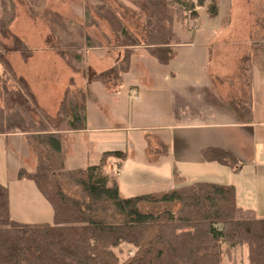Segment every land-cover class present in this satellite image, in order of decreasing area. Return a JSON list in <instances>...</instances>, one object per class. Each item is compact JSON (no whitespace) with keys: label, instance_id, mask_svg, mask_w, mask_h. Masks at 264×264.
Masks as SVG:
<instances>
[{"label":"trees","instance_id":"trees-1","mask_svg":"<svg viewBox=\"0 0 264 264\" xmlns=\"http://www.w3.org/2000/svg\"><path fill=\"white\" fill-rule=\"evenodd\" d=\"M143 1L148 10L146 39L128 45L122 68L114 65L95 75L94 80L107 85L105 77L109 73H116L117 69L121 75L127 72L137 45H143L159 62H169L177 55L170 46L174 36L173 15L182 10L185 19L196 15L197 7H205L210 17L218 12L217 0ZM0 2L3 11L0 37H12L8 49L0 40V88L4 95L0 104V134L24 135L36 156V168L27 171L21 167L16 178L32 180L53 210L52 222L13 220L9 214L8 188L0 183V264H223L231 252L243 248L247 264H264V218L258 217L254 209L238 205L231 184L197 181L162 192L125 197L119 192L115 175L105 169L111 157L123 161L126 157L123 151H106L97 164L84 168H66L64 132L84 128V105L71 99L67 108L62 102L55 117L39 105L27 81L14 73L5 56L8 51L31 55L33 50L10 33L9 26L16 15L13 2ZM28 5L33 16L41 8L39 0H29ZM96 9L113 30L125 33L114 9L105 3ZM54 27L51 29L58 44L51 48L60 56L62 45L75 50L87 41L81 28H72V32L68 27ZM251 59L249 54L241 57L240 64L247 66L238 69V91L241 103L247 106ZM226 80L233 83L230 78ZM201 154L205 161L230 167L239 164L233 154L221 148H204ZM174 179L181 181L175 170ZM66 187L75 189L77 194L67 192ZM142 203L179 206L175 211L169 207L143 211ZM122 243L131 245L135 251L120 262L114 248Z\"/></svg>","mask_w":264,"mask_h":264},{"label":"crops","instance_id":"crops-1","mask_svg":"<svg viewBox=\"0 0 264 264\" xmlns=\"http://www.w3.org/2000/svg\"><path fill=\"white\" fill-rule=\"evenodd\" d=\"M225 30L214 31L210 39L198 45L205 47L210 42L215 43ZM188 44L195 48L193 43ZM140 49L147 52V56L141 58L139 79L129 82L128 89L121 88L129 66L123 79L121 75L117 89L108 90L101 85L102 92L91 97L99 104V100L105 104V100L115 99L113 118L105 114H94L91 118L88 90L84 101V128L64 132L66 168H84L97 164L106 151H123L126 154L123 161L111 157L106 165V171L115 175L122 196L162 192L197 181L231 184L238 205L254 209L258 217L264 218V171L259 168L264 169V57L260 64L250 66V103L247 106L241 103L238 75V85L234 82L224 84L217 78L229 76L230 72L223 74L215 70L217 67L212 70L214 72L207 71L206 63H213L212 57H192L190 53L194 50L188 49L182 69L173 67V60L161 63L157 59L150 61L156 65L146 67L152 55L144 46H134L132 54ZM45 51L54 54L51 50ZM195 60L201 67L193 73L191 66ZM119 61L115 59L110 66ZM162 65L169 70L160 72L157 66L163 68ZM102 71L97 69L93 77ZM209 81L211 85L207 84ZM207 85L213 87L217 99L209 101ZM156 143L166 148L158 149ZM208 147L230 152L238 160V168L251 169L245 180L252 186L245 189L243 198L238 197L237 184L232 178L234 173H230L228 165L203 159L202 150ZM21 167L27 171L36 168V156L24 135L20 132L0 134V183L8 188L10 217L24 223L52 222V207L34 182L16 178ZM174 170L181 177L180 182L174 179ZM11 173H15L17 180L12 186L8 182ZM241 250L233 252L241 253ZM243 252L246 259V249Z\"/></svg>","mask_w":264,"mask_h":264},{"label":"rangeland","instance_id":"rangeland-1","mask_svg":"<svg viewBox=\"0 0 264 264\" xmlns=\"http://www.w3.org/2000/svg\"><path fill=\"white\" fill-rule=\"evenodd\" d=\"M11 1L14 4L16 15L9 26L10 33L26 43L33 52L31 55L23 56L19 52L8 51L5 56L14 73L26 79L29 89L39 105L50 116L55 117L62 102L65 103L67 108H70L71 99L76 100L79 105H84L89 90V115L91 118L94 114H105L106 117L113 118V115L116 114H113L115 108L112 107V105L117 104L115 99L105 100V104L99 100V104L92 101L93 98L91 97L98 94L99 91L102 92L101 85L108 90L117 89L121 71L117 69L116 73H109L105 77L107 85L94 80L93 75L97 69L99 71L110 69L112 67L110 65L115 59L120 60L115 65L122 68L127 53L126 50L129 48L128 45L132 42L142 43L146 39L148 35L145 27V17L148 13L146 3L143 0H39L41 8L33 16L29 13V0ZM206 1L209 2V0ZM102 3L109 5L116 11L125 26V33L113 30L108 21L97 13L96 7ZM217 5L218 12L214 17L208 16L205 7H197L195 9L197 14L187 16L185 19L182 10L173 15L171 30L174 36L170 40V46L177 55L171 60H173V67L182 69L184 68L183 57L187 54L188 49L194 50L190 53L192 57L200 55L204 59L213 58V63H206L208 72H214L212 70L215 67H217L215 70H219L223 74L230 72L228 73L229 76L217 78L218 81L226 84L228 83L226 79L230 78L232 79L231 82L238 85V69L247 66L246 63L240 64V58L247 54L251 55V65L255 66L260 64L261 58L264 57V0H217ZM2 12L0 2V15ZM52 26H55L54 29H56V26L68 27L72 32L74 31L72 28H81L87 41L82 42V46L75 50L65 49L62 45L63 56H60L51 48V45L58 44L57 36L52 32ZM223 29L226 30L221 32L222 38H217L218 40L215 43L210 42L205 47L198 45L200 42L210 39L214 31ZM58 37L60 36L58 35ZM0 40L7 49L11 47V36L7 38L0 37ZM190 42L194 44L192 46L195 48L189 46L188 43ZM45 50H51L54 54ZM142 51V49L136 50L134 55L131 54L130 71L125 75L121 88L123 87L126 90L129 82L139 79L141 58L147 56V52L143 51L144 54H142ZM101 52L104 56L100 55ZM151 57L153 60L150 58L146 67L151 64L150 61H157L155 57ZM162 66L164 67L159 68L157 66L160 72L169 70V68L166 69L165 65ZM200 67L201 63L195 60V64L191 66L193 73H196V70H199ZM182 71L184 69L181 70V73ZM210 83L212 81L207 84ZM7 85L11 89L12 84L8 82ZM234 89H236V86ZM206 91L209 94L207 96L209 101H213L214 97L217 99V94L214 93L212 86L207 85ZM3 97V89L0 88V104ZM228 100L230 99L228 98ZM120 107L122 106L120 105ZM236 114L239 115L238 112ZM156 144L158 149L166 148L162 143ZM63 146L67 147V139H64ZM261 167H259L260 170L264 171ZM227 169L232 171L230 173H234L232 178L237 184L238 197L239 199L243 198L245 189L251 185L245 180V175L251 169L247 166L239 168L229 166ZM14 175L15 173H11L8 180L10 186L17 181ZM66 190L71 194H77L76 190L70 187H66ZM178 206V204L142 203L140 209L143 211H158L169 207L175 211ZM243 250H241V253L235 251L236 253L233 252L235 253L233 254L231 252V257L226 258L223 264H247ZM114 251L120 262H123L127 257L133 255L135 248L122 243L114 248Z\"/></svg>","mask_w":264,"mask_h":264}]
</instances>
